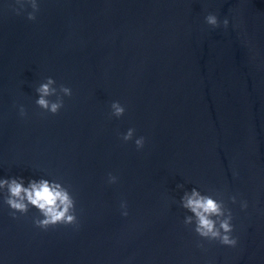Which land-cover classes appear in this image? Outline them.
Here are the masks:
<instances>
[{
	"label": "water",
	"instance_id": "water-1",
	"mask_svg": "<svg viewBox=\"0 0 264 264\" xmlns=\"http://www.w3.org/2000/svg\"><path fill=\"white\" fill-rule=\"evenodd\" d=\"M11 2L0 0V176L62 180L78 224L38 228L36 209L13 219L0 197L4 264H264V0H42L36 21ZM49 76L73 91L56 115L35 103ZM130 127L142 150L123 142ZM193 187L232 209L237 247L184 225L175 201Z\"/></svg>",
	"mask_w": 264,
	"mask_h": 264
},
{
	"label": "clouds",
	"instance_id": "clouds-1",
	"mask_svg": "<svg viewBox=\"0 0 264 264\" xmlns=\"http://www.w3.org/2000/svg\"><path fill=\"white\" fill-rule=\"evenodd\" d=\"M42 0H12L7 5L16 15L27 14L30 21L37 20ZM31 9L29 11L28 9ZM205 23L212 28L221 26V20L216 13H208L205 16ZM223 27L227 29L230 20L225 17L222 21ZM37 98L35 103L45 112L53 115L58 114L65 106V97H71L73 91L64 84H57V81L49 76L35 89ZM54 97V99H53ZM19 115L27 116V110L23 104L17 105ZM111 115L117 118L125 115L126 108L118 100L110 105ZM123 142H134L138 150H142L146 144L145 136H137L134 127L128 128L121 136ZM119 177L108 173L107 183H118ZM184 185H178L183 188ZM0 197L2 203L11 210L13 219H19L17 214L27 215L30 209L37 210L38 215L33 217L36 227L47 230L57 225H77L78 216L76 212V199L70 188L58 178L37 179L35 176L25 178L23 175L0 176ZM190 215H186L183 223L190 227L202 240L219 241L220 244L235 248L239 244L238 237L234 236L235 226L233 224V211L224 199H217L214 195L202 193L198 188L193 187L191 191H185L179 201H175ZM232 204H239L240 208L246 210L249 207L247 200H237L234 195L231 197ZM121 215H129L128 203L126 200L120 202ZM202 250L204 245H198ZM0 264H4L0 258ZM130 264V262H129Z\"/></svg>",
	"mask_w": 264,
	"mask_h": 264
}]
</instances>
